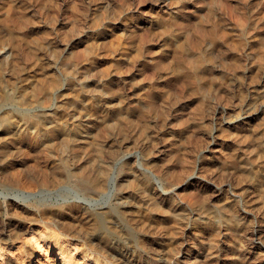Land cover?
Instances as JSON below:
<instances>
[{"label":"rangeland","instance_id":"obj_1","mask_svg":"<svg viewBox=\"0 0 264 264\" xmlns=\"http://www.w3.org/2000/svg\"><path fill=\"white\" fill-rule=\"evenodd\" d=\"M0 93L66 103L69 120L93 111L114 182L108 200L42 187L31 164L45 150L26 149L14 166L24 186H0V204L113 212L109 256L70 238L106 264H264V0H0ZM95 146L58 149L72 167ZM7 218L0 208V227ZM26 251L3 248L0 264H24Z\"/></svg>","mask_w":264,"mask_h":264},{"label":"bare ground","instance_id":"obj_2","mask_svg":"<svg viewBox=\"0 0 264 264\" xmlns=\"http://www.w3.org/2000/svg\"><path fill=\"white\" fill-rule=\"evenodd\" d=\"M2 97V100L0 98V102L2 104H17L13 102V98L7 94H3ZM29 103H31V101ZM20 104L14 105L17 109H12V111H10L11 113L3 111L0 114V186L7 189L6 191L14 187L17 189L19 188V185L24 186L20 180V175L22 173L19 175L17 170L14 169V166L16 162L19 161H24L26 163L24 158H22V160L19 159L21 158L24 150L42 148L45 150H42V162L37 159H34L33 163L31 162L32 168H35L34 170L37 168L35 171L37 175L35 181L38 185L42 187H54L59 183L61 184V182H69L71 183L72 188L74 186L76 191L78 190L81 194H83V197L102 193L103 196L105 195L104 197L106 200H108L114 189V182L112 181V178V180H110L108 179V176H106V163L104 164L101 158V149L103 147L101 148L99 146H95V142L93 141L92 136H90L91 130L89 126H92L88 122L89 119H91L90 115L93 111L90 112V110L87 109L82 110L80 111V117L78 115L79 119L69 120L68 116H66L68 113L66 111L68 107L66 109L64 106L66 103H63L64 105L61 106L58 104L59 106L57 105L56 107L50 108L40 107L37 105L21 106ZM3 106L5 107V105ZM2 109L3 107L0 110ZM91 117L93 116L91 115ZM59 146H64L65 148L70 149L72 148V150L75 148L80 150V152L83 150L87 151V148L90 146H95L96 153H94L92 157H88V160H82L79 157L77 164L71 167L67 164L64 157L65 155L63 156L62 153L59 152ZM64 147H62V149ZM64 152L65 151H63V153ZM75 154L77 153H74V155ZM70 157L72 158V156ZM75 157H73V159ZM70 161H72V159ZM83 162H88L89 167H84V164H82ZM18 170L20 169L18 168ZM108 184L109 188L107 190ZM146 185L148 184L146 183ZM144 186L145 183L143 187ZM104 189H106V191ZM23 191L25 190L23 189ZM1 195L3 196L4 194ZM20 199L18 198L17 200ZM84 200H86V198H84ZM9 201L10 202L8 203L5 201L6 204L3 201V204H0L3 214L8 217L6 221H4L5 226L0 227V255H2L3 248L7 249L10 247L14 249V251L19 252L18 254L22 253L24 248H27L26 253L28 254V257H26V260L23 259L24 264H106L101 261L102 259L100 257L102 255L99 257L98 254L96 255L93 253V255L98 256L97 258H94V256L90 253L93 256L92 258V256L90 257L84 253L86 250H83L84 252L81 250L79 251L81 246L78 247L79 245H77L76 247L74 244H77L78 242L73 243L70 238L84 239L83 241L87 243L91 250L94 249L99 252L101 251L103 253L102 258H104V253L109 249L111 244V231L108 228L107 219L105 220L104 218L109 217L113 212H108L109 216L103 218L99 212L95 213L94 211H91L86 203L81 202L71 203V201L69 203L66 202L67 204L41 206L34 202L26 205L19 201ZM10 208H13L14 212H12ZM28 214H30L35 222L28 220L30 217H25V215ZM75 216H79L78 219L82 217L84 220L82 222H86V226L84 227L85 229L82 228L84 224L80 229L76 226L78 223L74 222L76 221ZM77 222H79V220ZM173 225L174 226H170V229L177 232V229H179L178 224L173 223ZM55 226L58 228L61 226L65 234H68V237H65L63 233L59 232L58 230L60 229ZM25 231L27 232L26 234L29 235L22 236L21 232L23 233ZM119 233L121 234V232ZM8 239H14L17 241L13 242L11 245H7ZM113 240L112 242H114ZM83 241H80L81 244L84 243ZM108 254L106 255L105 253L106 256H109ZM98 258H100V260ZM154 258L156 261V257ZM112 262L113 260L111 263ZM20 263L22 264V262ZM152 263L154 264V261H152Z\"/></svg>","mask_w":264,"mask_h":264}]
</instances>
